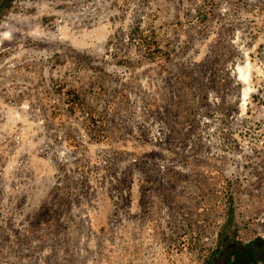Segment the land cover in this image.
I'll list each match as a JSON object with an SVG mask.
<instances>
[{"label":"rangeland","instance_id":"rangeland-1","mask_svg":"<svg viewBox=\"0 0 264 264\" xmlns=\"http://www.w3.org/2000/svg\"><path fill=\"white\" fill-rule=\"evenodd\" d=\"M0 32V264H264V0H0Z\"/></svg>","mask_w":264,"mask_h":264},{"label":"bare ground","instance_id":"bare-ground-1","mask_svg":"<svg viewBox=\"0 0 264 264\" xmlns=\"http://www.w3.org/2000/svg\"><path fill=\"white\" fill-rule=\"evenodd\" d=\"M8 36H9V34H7V33H5V32H0V49L3 48L2 44H3L4 41L7 39ZM10 39H11V38H10ZM246 67L249 68L248 63H246ZM247 68H246V69H247ZM247 70H248V69H247ZM239 71H240V73H239L240 77L246 79V78H247L246 76L248 75V72L245 71L246 75H244V77H243V73H242V69H241V67H239ZM248 71H249V70H248ZM241 78H240V79H241Z\"/></svg>","mask_w":264,"mask_h":264},{"label":"trees","instance_id":"trees-1","mask_svg":"<svg viewBox=\"0 0 264 264\" xmlns=\"http://www.w3.org/2000/svg\"><path fill=\"white\" fill-rule=\"evenodd\" d=\"M252 259L254 257V254H252V252L250 253L249 251V254H248ZM238 256H240V252L236 249H232L230 250L227 255H226V260L230 257H233V259H236Z\"/></svg>","mask_w":264,"mask_h":264}]
</instances>
